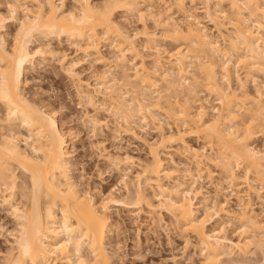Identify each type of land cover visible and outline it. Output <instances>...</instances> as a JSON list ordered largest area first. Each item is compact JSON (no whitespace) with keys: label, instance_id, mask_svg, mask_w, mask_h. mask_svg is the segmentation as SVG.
Returning <instances> with one entry per match:
<instances>
[{"label":"bare ground","instance_id":"obj_1","mask_svg":"<svg viewBox=\"0 0 264 264\" xmlns=\"http://www.w3.org/2000/svg\"><path fill=\"white\" fill-rule=\"evenodd\" d=\"M155 1L107 0L93 4L91 0H75L74 9L66 10L64 0L59 4L56 0H10V18L20 26L11 49L3 35L7 19L0 14V103L5 109L3 126L8 125V133H3L0 139V198L2 204L9 207L18 226L10 250L2 256L3 264H112L105 242L113 226V206L138 212L146 207L152 214L166 212L177 227L194 235L204 252L203 264H223L225 257L231 255L246 258L251 245H264V221L261 218L264 215V150L252 145L256 131L264 133V94H259L260 99L251 98L245 86L247 92L244 90V96L236 95L229 70L231 58L237 56L238 64L249 65L248 68L264 73V0H216L213 13L209 7L206 8V14L216 26L220 23L217 20L221 14L231 25L233 32L229 36L228 49L211 41L197 18L186 9L188 1L193 5L196 1L209 3L210 0H158L165 4L164 9H156ZM30 3L36 10L29 7ZM225 4L229 5L231 15L222 11ZM134 12L141 20L148 15L163 30L162 39L188 47L183 50L179 46L175 52L173 50L174 53L169 52V61L166 62L169 66L166 68L164 65L160 75L157 74L158 69L164 67L160 60L162 57L158 58L162 55L158 35L144 29L143 37L148 44H154L152 49L159 55L154 61L156 69L151 73L140 57L137 35H131L116 20L119 13L126 17ZM175 14L183 16L180 22L177 20L181 17L175 19ZM37 35L46 41H66L83 58L99 65L109 64V58L102 55L105 44L115 51V59L111 63L121 69H118L121 75L117 73L121 77L118 75V79L113 75L111 68L114 65L108 66V70L93 73L96 82L94 94L90 92L89 84L85 88L79 80L76 92L83 107H93L96 113L98 110L107 112L115 125L110 130L116 136L121 131L137 136V128L143 129L149 121H161L156 114L158 111L174 121L175 131L170 127L171 131L165 132L163 127L160 128L163 125L158 126L160 138L149 145L151 161L142 166L137 178L142 181H138L139 185L129 201L111 194L99 202L87 191L80 190L77 180L71 175V161L66 151L67 136L61 131L55 114L44 109L45 106H37L24 95V76L28 67L31 68L36 59L46 53L59 59L62 73L67 78L78 79L77 63L70 61L66 52L46 46L36 52L30 51L31 38ZM218 59L225 61L220 64ZM137 60H141L139 64ZM193 64L197 66L196 74L189 71L190 67H195ZM129 65L134 68L133 75L129 73ZM157 75L162 84L157 81ZM201 88L218 101L219 107H213L214 115H209L210 109L205 105L207 99L199 98ZM129 94L132 99L127 100ZM194 97L201 101L197 110H193V104L197 102ZM245 98L251 101L248 107L245 106ZM241 111L248 116L245 122L240 120ZM89 121L94 130L109 127L110 123L97 116H92ZM20 129L25 131V135L19 132ZM192 137L204 140L213 156H205L202 152L205 146L202 150L189 146L186 139ZM21 140L25 141L26 149L21 148ZM174 144L183 145L186 151L191 152V164L195 165L199 175H202L200 167L206 159L210 163H219L218 167L225 176L223 182L231 189L230 196L238 198L239 210L230 216L236 215L241 223L240 240L227 237L222 225L219 231L208 229L218 211L226 210L228 199L226 203L214 201L212 206H202L204 203L198 206L196 200L202 192L194 186L198 178L192 171H186L192 182L185 186L174 172L166 169L159 150ZM115 160L122 161L119 157ZM240 167L244 171V181L241 180L247 188L244 193L235 172ZM18 170L25 179H20ZM251 176L254 182L260 183V188L251 183ZM164 179L171 180L172 186H166ZM221 183L214 186L216 196L227 190ZM143 184L144 188L155 189L158 206L146 195ZM252 193L261 201L260 213H256L251 204ZM17 194L25 199L24 202L15 200ZM201 206L203 216H199Z\"/></svg>","mask_w":264,"mask_h":264},{"label":"rangeland","instance_id":"obj_2","mask_svg":"<svg viewBox=\"0 0 264 264\" xmlns=\"http://www.w3.org/2000/svg\"><path fill=\"white\" fill-rule=\"evenodd\" d=\"M39 1L44 2L45 0ZM56 1L58 4L63 2V0ZM106 1L107 0H91L93 4H102ZM167 1L169 0H166V2ZM216 2V0H210L209 3L196 1L192 5V3L188 1L186 3V9L188 11L190 10V12H192V14L197 18L201 27L203 26L202 29L210 36L211 41L217 42L221 48L228 49L230 46L229 36H231V32H233L231 25L226 19L221 17V14L219 16L220 19L218 18L219 20H217L220 23L216 26L211 18L208 17V14H206V8L208 7L210 8L211 13L214 12ZM9 3L10 0H0V14L7 19L5 23V34L3 33V35H5V41L8 48L11 49L14 44L15 36L17 32H19L20 26L17 21L10 18ZM63 4L66 10H72V8L74 9L76 6L75 0H64ZM155 6L156 9L160 7V9L165 8V4H162V2L158 0L155 1ZM29 7L32 10L35 9V6L32 8L31 3L29 4ZM143 9L146 11L145 6ZM222 11L231 15L230 7L227 4L222 7ZM22 14L23 13H21V15ZM130 15L131 16L128 15L129 17H125V15L119 13L116 15V20L123 28H125L126 31L131 33V35L134 33V35H137L136 42L139 52L141 51L140 57L143 59L146 65L145 67L149 70V72L151 71L152 73L155 71L154 69H156V67L154 65V61L159 55L158 53L156 54L155 49H152L154 44H148L145 36L143 37L145 30L148 33L157 34L159 37L157 39L160 46V55H162L158 58L160 59L162 57L160 59L163 65L162 67H164V65L166 68L169 66L167 64L169 60L167 61V59H169V55L174 53L179 46H182L183 50L186 49L187 46L185 44H176L170 40L162 39L163 30H161L148 15H146V17L142 20L136 12ZM175 15V19H177V17H181L177 21L182 20V15ZM31 39V43L29 44L31 52H36L37 50L39 51V48L45 49L46 47H49L52 50L54 49L56 51L66 52L68 59L77 63L75 71L78 74V79L73 81V79L67 78L63 74L64 72L61 70L62 67L59 59L57 57H52L49 53H46L47 55L45 54L43 57H38L34 62L35 64L31 66V68L28 67L29 70L27 69V72L25 73V83L23 85L24 95L29 100L34 102V104H38L37 106H45L43 107L44 109L46 108L47 110L53 111L61 131L64 132L65 137L67 136L66 151L71 161L72 177L77 180L82 192L87 191L99 202L111 194L120 199H124L125 201H129V199H132L131 197L134 196L135 188L139 185V182L142 181L138 180V175L142 172V166L151 161L149 145L156 143L159 140L160 129L158 128L163 125L160 128L163 127L162 129H164L165 132H169L171 129L175 131L176 128L174 127L176 125L174 121L168 116L166 117V115L162 114V112L158 111L159 113L156 112V114L160 116L158 117L161 121L158 123L149 121V125L144 127V130L142 128L141 130L140 128H137V136L132 137L130 135H126L123 131L116 136V134H113L110 130L113 129L115 125L111 118H108L107 112L98 110L96 113V110L93 107H83L78 100L76 92L78 87L77 85H79L80 82V84H82L85 88H88L86 85L89 84V90L94 94V85L96 82L93 73L102 72L105 71V69L108 70L109 67H112L114 64L111 63V61L115 59L113 58V56L115 57V51L111 50L112 48L108 45H104L102 55L107 59L109 58V64L106 65V67L104 65L91 62V60H86L83 58V55L76 52V48L71 46L66 41L61 43L53 39L46 41L38 35ZM128 58L132 60L131 56ZM233 58H231L232 60L229 63V70L230 73H232L231 84L233 90L237 92L236 95L238 94L240 97L244 96L243 92L245 90V92L248 91L247 93L249 95L251 94V98L258 99L259 94H264V73L262 74L258 72V70L254 71L256 70L255 68H253L254 70L252 68H248L249 65L238 64V59L236 61L237 56ZM218 60V63L221 61L220 64L225 61V59ZM140 61L137 60L136 63L139 64ZM196 64H193L195 67H190V73L194 74L197 72ZM113 67H115V65ZM113 67L111 68L112 71L114 70L113 75H115V77L117 76L116 78L119 79L122 72H118V69L120 68L115 67V69H117L115 70ZM127 67L130 69L129 73L133 75L134 68L130 65ZM159 69V73L157 74L160 75V73L164 71L165 67L160 70ZM117 73L120 74H118L120 77ZM157 77V81L162 84L161 78L158 75ZM226 86V83H224L225 88ZM245 86L247 91L244 89ZM200 91L201 94L199 93V98L204 100L207 99V104L205 105H207L210 109L209 115H214L215 112L213 111V107H219L216 97L210 95L209 92L203 88H201ZM129 95V97L127 96L128 99L126 97L127 100H130V98L132 99L131 94ZM154 95L156 96L157 94ZM199 98L196 97L195 99L197 100ZM193 99L191 100L195 102L196 100L194 99V101ZM208 102H210V104ZM200 103L201 101L197 100V102L193 104V110H197ZM245 103L249 104H245V106L248 107L250 106L251 101L246 99ZM239 115L241 122L248 120V116L244 112L241 111ZM92 116H97L101 120L109 121V127L104 126L94 130L89 121ZM5 120V109L0 103V139L3 133H8V125L3 126L6 122ZM170 127L172 128L170 129ZM262 129L258 130L261 131ZM19 132L25 135L24 130L20 129ZM256 132L257 134L254 136L255 139L253 138L252 145L257 149L264 150V133L262 131L261 133L258 131ZM186 141L189 146L194 149L197 148V150H202L203 146H205V141L198 139L197 137L187 138ZM20 146L23 149H26L27 147L25 141L23 140L20 141ZM159 151L161 159L165 162L166 169L170 172H174L181 182H185V186H188L192 182V180H190L191 178L187 175V170H191L193 175L198 178L195 181L196 185L194 184V186L199 188L202 192V195L198 198V200H196V204L198 206L203 203L204 204L202 206H206L207 204L212 206L214 201H217L218 204L220 202L226 203V200L228 199L226 210L218 211L217 215L210 221L208 229L211 230L215 228L219 231L221 229L220 227L223 226L227 237L233 239L234 241L240 240V237L242 236L240 233L241 223L235 217L236 215L230 216L231 213L235 211L238 212L239 210L238 198L235 195L230 196L231 189L229 190L226 183L223 182L225 176L224 173H222L221 167H218L219 163H210V160L206 159L200 167L201 170H203L201 173L202 175H199L196 171L197 168L195 165L191 164L193 162L190 160L192 158L191 152L186 151V148L183 145L174 144L171 147L169 146L168 149H160ZM202 152L206 154L205 156L207 158L213 156L212 150L208 146H205ZM118 157L122 160L121 163L115 160ZM126 157L130 159L125 160ZM208 171L212 174L207 173ZM20 172L21 171L19 170L17 171L18 174ZM235 172L239 177L237 183L239 184L240 182V186H243V189L241 190L242 193H244L247 191V188H245V183H243V168H236ZM19 177L21 180L26 178L22 173L19 174ZM253 178L254 177L251 176V183L256 188H260V183L256 181L254 182ZM219 181L222 182L221 184H225V187L223 186V188H227V190L220 192V196H216L217 193L214 186L216 183H220ZM164 183L168 187L172 186L171 180L164 179ZM127 189L130 193H128ZM144 190L146 195L150 197L152 203L155 206H158V198L154 197L156 193L155 189L145 186ZM252 194L251 204L254 211L256 213H260L262 209L261 201L254 193ZM202 198L207 200L204 201ZM15 200L17 202H24L25 199L17 194ZM202 206L199 216L204 215V209ZM12 216L13 215L11 214L9 207L4 206L0 198V264H3L4 261L2 256L10 250V244L14 241L13 236L17 233V222ZM261 218L262 221H264V215H261ZM111 219L113 221V226L111 227V232L105 243L109 255L112 257V264H203L204 252L201 251L194 235L190 233L188 234V232L186 233L184 230L177 227L171 216L164 211H158V213L152 214L146 207L143 211L138 212L133 209L131 210L124 207L113 206L111 208ZM256 244L259 247L256 246ZM259 244L254 243L250 246V253L246 256V258L231 255L232 257H225L223 264H264V253L262 252V250H264V245L262 246V243L260 245ZM260 247H263V249L261 250Z\"/></svg>","mask_w":264,"mask_h":264}]
</instances>
